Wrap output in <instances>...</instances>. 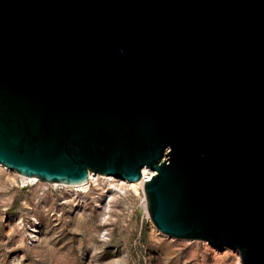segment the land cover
Returning <instances> with one entry per match:
<instances>
[{
	"label": "water",
	"instance_id": "95a60500",
	"mask_svg": "<svg viewBox=\"0 0 264 264\" xmlns=\"http://www.w3.org/2000/svg\"><path fill=\"white\" fill-rule=\"evenodd\" d=\"M0 163L264 264V0H0Z\"/></svg>",
	"mask_w": 264,
	"mask_h": 264
},
{
	"label": "rangeland",
	"instance_id": "374dc122",
	"mask_svg": "<svg viewBox=\"0 0 264 264\" xmlns=\"http://www.w3.org/2000/svg\"><path fill=\"white\" fill-rule=\"evenodd\" d=\"M146 198L142 185L67 186L0 166V264H243L229 246L160 231Z\"/></svg>",
	"mask_w": 264,
	"mask_h": 264
},
{
	"label": "bare ground",
	"instance_id": "6f19581e",
	"mask_svg": "<svg viewBox=\"0 0 264 264\" xmlns=\"http://www.w3.org/2000/svg\"><path fill=\"white\" fill-rule=\"evenodd\" d=\"M0 166L1 167H4V168H7L8 170H12V171H16L17 173H19L16 169H12L6 165H4L3 163H0ZM143 178L141 180H138V181H129L128 179H123L121 177H118V176H114V175H105V174H102V173H99V172H90V179L88 182L84 183V184H78V185H73V186H76V187H82V186H86V185H89L90 183L92 182H95V181H98L99 179L101 178H105V179H110L114 182V185L119 188V189H123L125 188L126 186H130V187H135L137 188L139 185H142L144 186L145 185V181L147 179H151L152 175L155 174V173H158V171L155 169V168H151L150 166H145L143 168ZM23 179H31V180H37L38 178L36 177H32V176H26L24 174H21L19 173ZM119 179H122L126 182L125 185L123 184H120L119 183ZM67 186H72V185H69V184H66ZM147 199V198H146ZM145 206L148 208V200L146 201L145 203ZM149 209V208H148ZM210 243V242H209ZM214 246H217L218 245H215V244H212Z\"/></svg>",
	"mask_w": 264,
	"mask_h": 264
},
{
	"label": "built area",
	"instance_id": "2783aa9c",
	"mask_svg": "<svg viewBox=\"0 0 264 264\" xmlns=\"http://www.w3.org/2000/svg\"><path fill=\"white\" fill-rule=\"evenodd\" d=\"M119 180H120V181H119L120 184H123V185L126 184V182H125L124 180H122V179H119Z\"/></svg>",
	"mask_w": 264,
	"mask_h": 264
}]
</instances>
